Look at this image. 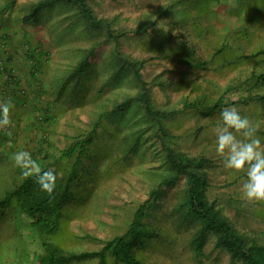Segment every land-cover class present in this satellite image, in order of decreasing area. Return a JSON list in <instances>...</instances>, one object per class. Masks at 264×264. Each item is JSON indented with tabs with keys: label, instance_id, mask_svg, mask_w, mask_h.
Listing matches in <instances>:
<instances>
[{
	"label": "rangeland",
	"instance_id": "374dc122",
	"mask_svg": "<svg viewBox=\"0 0 264 264\" xmlns=\"http://www.w3.org/2000/svg\"><path fill=\"white\" fill-rule=\"evenodd\" d=\"M38 1L15 0L12 4L13 0H0L3 64L13 63L12 56L21 52L31 56L24 59L39 69L40 77L33 81L30 73L21 78L15 69L20 80L12 83L13 94L8 97L16 103L14 112L19 116L11 119L18 130L13 142L4 141L2 150L9 156L28 151L42 167L54 165L63 175L74 162L62 160V150L73 137L88 132L98 117H105L90 151L92 159H85L80 166V181L74 200L65 209L62 228L50 240L66 252L100 249L107 240L127 231L139 206L166 173L157 139L146 136L142 139L146 152H129L135 133L131 123L145 115L141 108L130 105L116 113L118 105L142 90L130 69H121L127 73L124 78L104 89L103 80L110 69L116 72L122 67L117 60L122 55L142 64L143 79L160 109L180 111L172 126L180 137L178 145L212 160L208 170L210 199L240 232L264 243V204L242 199L246 176L226 169L216 153L214 130L222 123L220 114L205 116L182 110L186 102L197 98L209 104L221 96L227 102L238 101L248 94L246 79L264 73V55L243 58L264 49L262 1L87 0L96 15L111 21L115 32L122 35L116 40L89 29L74 5L45 8L28 18ZM169 42L172 49L176 42L186 43L190 53L171 52ZM86 55L95 65L92 78L86 76L85 84L77 83L79 76L74 72ZM184 57L192 62L183 61ZM88 68H83L84 72L90 71ZM17 84L26 91L22 102L15 95ZM232 85L236 89L228 92ZM97 87L105 92L93 99ZM233 106L250 120L264 122V102ZM43 117L47 120L44 125ZM258 135L264 140V123ZM14 168L11 157L0 159V190L13 182ZM185 188L182 181L166 192L151 218L156 235L138 251L139 257L146 264H231V253L215 247L214 234H208L201 252L197 251L199 225L177 209L185 200ZM30 222L24 212L15 210L0 217V264H37L42 240ZM89 262L93 261L73 264Z\"/></svg>",
	"mask_w": 264,
	"mask_h": 264
},
{
	"label": "trees",
	"instance_id": "16d2710c",
	"mask_svg": "<svg viewBox=\"0 0 264 264\" xmlns=\"http://www.w3.org/2000/svg\"><path fill=\"white\" fill-rule=\"evenodd\" d=\"M256 1L259 3V0ZM260 1H262L260 5H264V0ZM14 3L15 0L12 4ZM60 4L74 5L87 21L89 29L97 33H104L115 40L122 36L115 32L116 29L112 27L111 21L99 18L96 15L87 0H39L31 7L28 18L38 16L42 9L56 7ZM167 47L171 52L185 51L190 53L186 48V43L176 42L175 49H172L173 45L169 42ZM258 55H264V49L252 55H245L243 58L251 59ZM2 60L3 57L0 61L2 62ZM117 60L122 62V67L116 72L110 69L112 71L110 75L112 76L109 75L106 80H103L104 89L114 86L118 78L119 80L124 78L127 74H124L125 71L121 70L124 67L130 69L137 83L141 84L142 87L138 95L131 97L129 100L127 99V102L121 103L116 109L118 114L126 109L124 106H138L145 113L140 121L135 119L131 123L132 131H135V133L134 142L130 145L129 152H146L145 148L142 147V139L144 140L146 136L152 141L157 139L156 145L160 148L158 155L162 157L166 171L158 187L151 192L150 198L137 209L127 231L107 240L98 250L83 252H66L50 240L60 232L65 209L74 200L75 186L80 181V166L84 164L85 159H92L90 151H92V147L99 137L98 130L105 118L103 115L97 118L88 132L73 137L67 148L62 150L61 159L74 162L71 169L60 175V170L53 168L54 165L43 166L45 170L52 169L58 173L54 198L49 197L46 192L41 190L34 179L26 178L22 171L15 166L14 174L12 173L13 182L11 181L4 189L0 190V217H6L10 210L24 212L28 216L31 227L42 240L43 252L38 256L37 264H73L82 261H93L96 264H146L139 257L138 251L145 248L148 241L156 235V231L151 224V218L159 208L158 206H161L162 198L165 197L166 192L178 182L185 181V200L177 209L183 210L192 224L197 223L199 225L195 240L197 251L201 252L207 235L214 234L217 237L215 247L231 253V264H236L239 261L244 262V264H264V243H261L257 237L240 232L231 219L225 215L222 208L210 199L208 195L210 187L208 170L212 160L205 155H193L185 150L183 146L178 145L177 140L180 137L173 133L172 126L177 121L180 111L160 109L153 102L148 83L143 79L142 64L139 61L122 55H119ZM183 61L192 62L189 57H184ZM10 64L7 61L3 64L2 71L0 70L6 81L4 88L5 100L11 98L8 96L13 94L8 93L7 89L12 90V83H19L20 80L15 73V69H11ZM88 66H90L88 68L90 71L84 72L83 68ZM92 68H95L92 58L87 55L84 56L76 73L74 72V76H79L77 83L83 82L85 84L86 76L92 78ZM31 78L33 81H39L38 78H40L39 69L35 65L31 67ZM17 85L19 88L15 91V95L22 102L26 91H21L19 84ZM99 87H97L96 97L94 96L93 99L104 94V89ZM235 89L236 85H232L228 88V92H233ZM246 89L248 94L241 95L238 101L227 102L225 96H221L215 102L209 104L204 102L203 98H197L194 101L186 102L182 110H193L205 116H212L220 114L224 107L233 106L237 102L244 105L259 102L261 104L264 102V94H261L264 91V73L246 79ZM11 101L12 103L15 102ZM46 121L44 118L42 124L44 125ZM145 122L147 125H145ZM17 130L18 127L14 123L10 129L0 130V152H2L0 159L11 157L2 150V145L6 139L13 142ZM8 131H11V136L7 135ZM32 157L35 158L36 156L32 155ZM45 157L48 158L46 155Z\"/></svg>",
	"mask_w": 264,
	"mask_h": 264
},
{
	"label": "clouds",
	"instance_id": "9594fccd",
	"mask_svg": "<svg viewBox=\"0 0 264 264\" xmlns=\"http://www.w3.org/2000/svg\"><path fill=\"white\" fill-rule=\"evenodd\" d=\"M13 108L10 98L0 102V130L12 127ZM220 119L222 123L214 130L217 155L222 158L226 169L246 176L242 185V199L248 203L264 204V140L258 135L264 122L250 120L241 115L235 106L224 107L220 112ZM7 135L11 136V131ZM11 159L26 178L34 179L42 191L54 198L57 172L45 170L25 150L13 153Z\"/></svg>",
	"mask_w": 264,
	"mask_h": 264
},
{
	"label": "crops",
	"instance_id": "0c3cea01",
	"mask_svg": "<svg viewBox=\"0 0 264 264\" xmlns=\"http://www.w3.org/2000/svg\"><path fill=\"white\" fill-rule=\"evenodd\" d=\"M1 8H2V6H1ZM1 8H0V10H1ZM0 42H1V40H0ZM3 52L4 51H3L2 47L0 46V59L3 57V54H4ZM17 52H20V51H17ZM13 54H15V53H13ZM15 56H16L15 58L12 56V58H13V63H11L12 66L14 67V69H16V72L19 73L21 78L28 77L31 73V65H30V62L28 63L27 60L24 59L26 54H23L20 52L18 54H15ZM37 56H39V53L37 54ZM27 57L30 58L31 56L27 55L26 58ZM32 60H34V58H32ZM1 71H0V102L5 100V98H4L5 89L4 88L6 86V83H5L6 81H5ZM26 81L29 82L27 80V78H26ZM7 88H8V86H7ZM31 89H32V87H31ZM7 91H8V93L9 92L13 93L12 92L13 90H11L9 88L7 89ZM13 104H14V108H15L16 103L14 102ZM14 108L11 112V115H12V117H14V116L17 117L19 115L16 114V112H14Z\"/></svg>",
	"mask_w": 264,
	"mask_h": 264
},
{
	"label": "built area",
	"instance_id": "2783aa9c",
	"mask_svg": "<svg viewBox=\"0 0 264 264\" xmlns=\"http://www.w3.org/2000/svg\"><path fill=\"white\" fill-rule=\"evenodd\" d=\"M2 68H3V64H2V62H1L0 69H2Z\"/></svg>",
	"mask_w": 264,
	"mask_h": 264
}]
</instances>
